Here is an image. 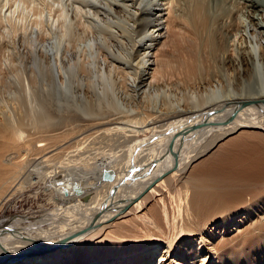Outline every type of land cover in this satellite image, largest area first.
Segmentation results:
<instances>
[{
  "label": "bare ground",
  "instance_id": "1",
  "mask_svg": "<svg viewBox=\"0 0 264 264\" xmlns=\"http://www.w3.org/2000/svg\"><path fill=\"white\" fill-rule=\"evenodd\" d=\"M31 1L51 13L52 6L58 5V18H64L62 28L70 22L71 37L55 52L45 22H38L42 52L52 59L47 73L54 85L49 91L58 96L64 93L69 100L64 109L53 105V98L46 106L48 100L41 88V84L47 85L46 70L42 69L40 79L34 70L25 69L34 104L24 109L18 100L16 108L1 117L0 264H152L156 250L163 249L164 256L172 255L175 248L184 252L193 248L194 237L203 241L202 248L215 254L221 247L213 246L219 229L220 233L244 229L237 230L239 236H232L234 258L228 264H264L263 259L252 263L248 259L251 250L264 255V139L243 134L227 141L229 136L251 129L264 134V85L260 84L259 91L251 88L247 95L230 91L208 99L194 112L180 109L177 115L147 114L142 120L129 118L127 122L111 118L128 108V91L139 104L149 106L155 84L161 85L159 80L166 75L180 72L192 81L203 74H217L207 75L206 64L231 66L234 59L229 42L241 31L239 15L244 11L263 68L264 0ZM28 2L0 0V8ZM83 8H89L88 13L94 9L95 18L102 17L93 28L84 27L82 21L87 16L77 18V11L83 12ZM36 10L31 11L36 15ZM66 10L71 14L65 15ZM63 31L65 37L68 32ZM95 31L99 36L96 43ZM78 32L92 35L94 49L89 59L76 55ZM3 48L0 42V54ZM240 51L241 63L248 71L247 55ZM22 54L27 63L35 60L43 65L39 54ZM139 56L135 67L132 61ZM125 69L139 70V77H131L128 88L120 91L107 74ZM85 73L90 74V80ZM86 93L92 94L95 103L79 108L76 101L86 98ZM110 97L113 101L105 106L104 99ZM56 99L63 102L62 97ZM74 110L83 116L75 117ZM94 129L101 140L125 145L126 150L108 152L101 146L92 147L87 132ZM156 138L157 146L149 147ZM225 140L227 143L219 145ZM216 147L213 157L187 176L193 164ZM142 169L150 172L142 174ZM104 171L100 180L94 179ZM84 178L86 182H82ZM36 187L49 193L55 212L52 216L35 221L1 214ZM210 227L216 229L214 233ZM131 246L138 252L147 251L149 259L118 260L133 251Z\"/></svg>",
  "mask_w": 264,
  "mask_h": 264
},
{
  "label": "rangeland",
  "instance_id": "2",
  "mask_svg": "<svg viewBox=\"0 0 264 264\" xmlns=\"http://www.w3.org/2000/svg\"><path fill=\"white\" fill-rule=\"evenodd\" d=\"M30 2H33V1L29 0V2L27 4H23V5L18 3L17 5H13L11 7L7 6V7H1L0 8V18H1L0 42L4 43V48L2 50V53L0 54V125L3 123V122H1V119H2L1 117L5 113H7L9 110H11V109L14 110V108H16V105H17L16 102L18 100L20 101L19 103L23 106L24 109H27V107L31 108L32 104H34V98L31 97L32 95L31 96L29 95L27 82H26V78H25V74H24L25 69H27L28 71L34 70V72H35L34 75L38 74L40 79H41V75H42V73H41L42 69L46 70L45 76H47V79H48V81L46 82L47 85H45V83L41 84V88L45 92V95H46V100H48V101H44L46 106H48L47 103L49 104L51 102V100H49V99L53 98V100H52L53 105H55L56 107H58V105H59V108L64 109L65 106L63 104H65V102L67 100H69V98L66 97V95L64 93L61 94V96H58V93L56 91L52 90V91H54V93L49 91L50 85L51 86L54 85V83L52 82L53 79H52L51 73H47V71L49 69L48 67H50L52 59L47 58L46 55L42 52L43 51V47H42L43 42H42V38L40 36V33H42V31H41V26L38 24V22H40V21L45 22L46 30L50 32L49 38H50L51 46H52L54 52L56 50H58V48H60V47L62 48L65 45V42H66L65 40L68 39L69 37H71V35H70L71 32H70V27H69L70 22L66 21L67 23H65V25H64L65 28L64 27L62 28L64 18H60V19L58 18V15L61 12L59 10V9H61V7H59L58 5L52 6V13H51L49 11V9L46 10V8L43 9L41 6L39 7L40 4L37 1L33 2V3H30ZM24 7H27V8H24ZM32 7L34 10L32 9ZM36 7H37L38 11L36 10ZM3 8H5V9L3 10ZM12 9H13V11H12ZM23 9H25V10H23ZM68 9L71 10L72 7H68ZM74 9H75V7H74ZM31 10L32 11L36 10L37 16L35 15V12L33 13ZM82 10H83V12L85 11L86 13L84 12V14H83V12L77 11V13H78L77 18H80V20H81V18L83 19V17L87 16L82 21V23H84L83 24L84 27L90 26L93 28L95 26V21L99 22L100 19L102 18L101 16L100 17L97 16L98 19L95 18L96 14L94 13L95 12L94 9L93 10L90 9L91 13H88L89 8H85V9L83 8ZM17 11H19V12L16 15ZM24 11H25V13H24ZM38 12H39V14H37ZM65 12L67 13V14L65 13V15H68V13L71 14L70 11L67 12V10H66ZM43 13L45 14V16ZM20 14L23 16H21ZM94 14H95V16H94ZM19 15H20V17H19ZM38 15H40V16H38ZM80 15H82V17H80ZM5 16L7 17V20H5L6 19ZM24 16H25V18H24ZM33 16H34V18H33ZM73 16H75V15H73ZM9 18H11V19L9 20ZM17 18H19V19H17ZM28 18H30V19H28ZM71 18H72V16H71ZM12 19H13V21H11ZM16 19H17V21H16ZM85 19H88V20H85ZM28 20H31V21H28ZM36 20H38V21L36 22ZM29 22H30V24H29ZM57 22H59V23H57ZM68 23H69V26H68ZM89 23H90V25H89ZM53 24H54V26H53ZM239 25L241 27V31H239L237 34L233 35L232 38L230 39V42H229L230 49L232 50V56L234 59V63L231 66L223 65V64H219V63H217V64L214 63L215 66L212 64H211L212 66H210L211 68H214V69H211L209 67V65L206 64L205 68H207V70L205 69V71H206L207 75H210L211 73L213 75L214 72H216L217 74H214L215 76L213 75L212 77H211V75L207 77L204 74H203L204 77H203V75L198 76V78L201 77L202 80H201V78H199L200 80L198 78H193V80L191 81L190 79H186L180 72L173 73V74H175V75H173V77H172V74H170L171 76L166 75L162 78L163 80L162 79L159 80V81H161L160 82L161 85L158 82L155 84V87L152 90V95H153V97H152L153 99H151L152 104L149 106H144L142 104H139L130 95L131 91H128L127 95H126V98H127L126 100H127V102H129L128 108L126 109V111L124 113L113 114L111 118H120L121 119L120 122H125V121L127 122V120L129 118H137V119L142 120L143 118H146L145 115H147V114H151L152 117H158V116L163 117V116H165L164 114H171V115L176 114L177 115L179 113L177 111L180 109L183 111H186V112H194V111H197L200 108V106L203 105L204 101H206L208 99H216L222 95L227 94L230 91H231V93H235L237 95H239V94L247 95L252 91V89H254L255 91L261 90L262 87L260 84L264 85V67L262 68V66H259V64L262 63L261 58L259 56L260 50H259L258 46L255 44V42H253L251 40L250 34L247 30L248 29V18H247V13L245 11L241 12L239 15ZM56 26H58L57 27L58 29L56 28ZM59 26H61V27H59ZM19 27H21V28H19ZM52 28L55 31L54 33H52L53 32ZM63 30H66V32H68V34L66 33L65 37H63V32H64ZM79 32L77 33L76 41L74 42L76 55L79 59L85 58V56H86L85 59H89V55L91 54V51L94 49L93 44H92V40H91L92 35H90L88 33L89 36H87V34L83 33V36H81L79 34ZM95 34L96 35L94 36V43L98 42V39H99V36L97 38V32L96 31H95ZM95 38H97V39H95ZM240 50L245 51V53L247 55L248 65L250 66L248 71H245V69L243 68V65L241 63V54H240L241 51ZM23 51H27V52L31 53L32 56H33V54H36V53L39 54L43 65L36 62L35 60H31L29 63H27L25 58L23 57V54H22ZM90 58H92V57H90ZM139 60H140V56L135 57L134 61H132L133 66L136 67ZM91 61H92V59H91ZM178 74H179V77L181 76V78H178ZM108 75L112 77V80L115 83L116 88L118 90H120V89L122 90L123 88H125V89L128 88L131 77H134V78L139 77V70H137V71H132V70H128V69L117 70V72L108 73L107 76ZM217 75L220 77L217 78L218 77ZM85 76H87L86 80L91 79V78L89 79L90 74L85 73ZM167 76L170 78H168ZM175 76H177V77H175ZM182 76H183V78H182ZM209 77L211 79H209ZM194 79H196V80H194ZM207 79H209L210 81ZM234 79H235V81H234ZM176 80H178V81H176ZM184 80H185V82H184ZM206 80L209 82H206ZM64 82H65V80H64ZM180 82H183V83H180ZM196 83H198V84H196ZM194 87H196V88H194ZM229 87H231V89ZM250 89H251V91H250ZM67 91H68V89L66 88L65 92L67 93ZM49 97H51V98H49ZM61 97H62L61 101H63V102L58 103L60 101L57 102V99L55 100V98H61ZM155 98H157V99H155ZM83 100L81 98V99H79V101H76V104L79 106V108L81 106H88V105L93 107V105L95 103V99L92 97L91 93L90 94L86 93V98L84 97ZM80 101H81L82 105H80L81 104ZM112 101L113 100L111 97L106 99V100L104 99L105 106H107L108 103L112 102ZM55 102H56V104H55ZM87 102H89V103H87ZM78 103H80V104H78ZM157 103L158 104L160 103V104L157 105ZM152 105L155 107L153 108ZM51 108H52V106H51ZM53 109H56V108H53ZM76 111H78V112H75V110H74V112H72V115H74L75 117L83 116L82 114H80L81 113L80 110H76ZM59 115L67 116V114H59ZM162 123L163 122L159 123V125H161ZM261 124L264 125L263 120H261ZM101 132L102 131H100V133ZM87 134L90 135V142H92L90 145L92 147L99 148L101 146V147H103V150H108V152H112V150L115 152H117L119 150H126L125 145L121 146L116 142L111 143V142L105 141V139L101 140L99 138V133H96L95 129L87 132ZM243 134L257 135V136H260L264 139V134L262 132H260L258 130H252L251 129L248 131H242L240 134L238 133V134L231 135L227 138V141H233V139H236L237 137L242 136ZM93 137H94V139H93ZM140 138H143V137H140ZM155 140H158V139L157 138L154 139L152 141V143L149 144V147L157 146L154 144H157V142H159V141H155ZM225 141L220 142L219 145L227 143V141L226 142ZM147 147L148 146H146V148ZM103 150H101L100 152H102ZM154 150L155 149H153L152 151H154ZM217 151H218V147H216L214 150H211L206 156H203L199 160H197L193 164V166L188 170L187 176L190 174L196 173L197 172L196 169L199 167V165H201L203 162L207 161L208 159H211V157H213V155ZM154 156H156V155H154ZM92 157H94V156H92ZM142 170H143V171H141L142 174H145V173L147 174L150 172V170L148 171V169H145V170L142 169ZM101 175L102 176L105 175V171H104V173L99 172L98 175H95L94 179L100 180V177H102ZM86 180H87V178H84L82 180V182H84V181L86 182ZM96 180H94V181H96ZM39 189L36 187V190L32 191L31 193L25 194L22 197H18L15 200V202H13L10 206H8L7 209L3 210V212L1 214L6 215L8 217L25 218L28 220H35V221H40V220L44 221L46 216H48V217L52 216L53 215L52 213H55V212H54V207L49 202L50 195L48 192H46V191L42 192V190H39ZM37 193H39L38 196L36 195ZM153 202L154 201L152 200V203L149 205V208L152 206ZM46 219H48V218H46ZM244 225H246V223ZM209 229H210L211 233L212 232L214 233V231L216 230V229H214V227L213 228L210 227ZM237 230L240 231V230H244V229H237ZM237 230L235 231L232 229L226 233H224V230L222 231V233H220V229L216 230L217 236H216L215 240L213 241L214 242L213 246L216 247L218 244V246L219 247L221 246V247H220V250L218 252H216L215 254L209 253V250L202 248V246H204V243H202V244H200V243L203 241H201V239L198 237H194L193 242L195 245L193 246V248H191V249L188 248L187 250H184V252H183L181 247L175 248V251L173 252V254L172 255L169 254L168 256H164V250L163 249H158V250H156V252H154V253H156L155 254V261L151 260L150 262L152 264H154V263L155 264H165V263L166 264H184L183 262H186V264H228L230 261L232 262V260L234 258V256L231 254V250H230V247H231L230 241L232 239V236L233 237H235L237 235L239 236L240 232H238ZM98 242L99 241H96V243H98ZM223 243H224V246L220 245ZM218 246H217V248H218ZM133 247H135V246H131V248H133ZM225 250H227V251H225ZM146 252L147 251L138 252L137 249L133 248V251H131V250L128 251V255L126 252V254H124V256L118 260L123 261V260L128 259V258L131 259L133 257H136V259H138L140 261L143 258L149 259V258H147L148 254H146ZM191 255H193V257ZM166 259H167V261H166ZM248 259L251 263L252 262H261L260 260H262V259L264 261V255L261 256V254H258L257 252L254 253L251 250L248 253ZM113 261L115 262L116 260H113ZM102 263L103 262H99L98 264H102Z\"/></svg>",
  "mask_w": 264,
  "mask_h": 264
},
{
  "label": "water",
  "instance_id": "3",
  "mask_svg": "<svg viewBox=\"0 0 264 264\" xmlns=\"http://www.w3.org/2000/svg\"><path fill=\"white\" fill-rule=\"evenodd\" d=\"M251 104V103H250ZM242 105H245V103H243Z\"/></svg>",
  "mask_w": 264,
  "mask_h": 264
}]
</instances>
